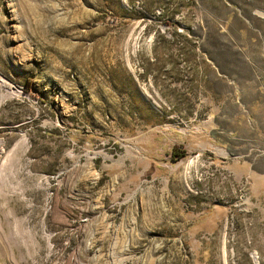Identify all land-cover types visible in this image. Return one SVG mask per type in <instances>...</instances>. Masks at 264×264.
<instances>
[{"label": "rangeland", "instance_id": "rangeland-1", "mask_svg": "<svg viewBox=\"0 0 264 264\" xmlns=\"http://www.w3.org/2000/svg\"><path fill=\"white\" fill-rule=\"evenodd\" d=\"M0 264H264V0H0Z\"/></svg>", "mask_w": 264, "mask_h": 264}, {"label": "trees", "instance_id": "trees-1", "mask_svg": "<svg viewBox=\"0 0 264 264\" xmlns=\"http://www.w3.org/2000/svg\"><path fill=\"white\" fill-rule=\"evenodd\" d=\"M171 154L172 155H176V156H182L183 154H177V153H175V149H173L172 151H171Z\"/></svg>", "mask_w": 264, "mask_h": 264}]
</instances>
